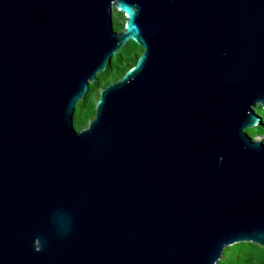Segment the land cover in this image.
Returning a JSON list of instances; mask_svg holds the SVG:
<instances>
[{"label":"water","instance_id":"1","mask_svg":"<svg viewBox=\"0 0 264 264\" xmlns=\"http://www.w3.org/2000/svg\"><path fill=\"white\" fill-rule=\"evenodd\" d=\"M128 42L141 54L76 131V104ZM256 106L264 0H0V264L264 248Z\"/></svg>","mask_w":264,"mask_h":264},{"label":"trees","instance_id":"2","mask_svg":"<svg viewBox=\"0 0 264 264\" xmlns=\"http://www.w3.org/2000/svg\"><path fill=\"white\" fill-rule=\"evenodd\" d=\"M120 16V13L113 11L112 27L115 32L122 30L123 25L116 24V19ZM124 47L126 48L127 46L124 45ZM137 48L139 50L127 53V57L123 56V49L122 51H117L110 62L106 64L104 70L97 73L93 82L89 83L86 95L76 104L73 112L72 125L76 131L86 128L94 116V109L89 107L90 96L96 95L98 98L99 91L105 85L118 80L135 64L142 52L141 48L138 46ZM254 111L258 115L259 120L253 127L245 129L244 133L251 140L259 137L264 145V110L256 106ZM215 264H264V248L252 243H237L225 248L221 253L220 259Z\"/></svg>","mask_w":264,"mask_h":264},{"label":"rangeland","instance_id":"3","mask_svg":"<svg viewBox=\"0 0 264 264\" xmlns=\"http://www.w3.org/2000/svg\"><path fill=\"white\" fill-rule=\"evenodd\" d=\"M112 21H113V17H112ZM123 22H124V19H123V17H122V15L120 16V17H118L117 19H116V24H118V25H123ZM134 43H132V42H128V43H126L125 45L127 46L126 48L124 47H122L120 50H118V52L119 51H122V49H123V56H126L127 55V53H129V52H134V51H136L138 48H137V46H135V45H133ZM134 49V50H133ZM139 50V49H138ZM127 57V56H126ZM96 100H97V97H96V95H91L90 96V99H89V107H90V109H94V106H95V103H96ZM260 138L259 137H256L255 138V140H259Z\"/></svg>","mask_w":264,"mask_h":264}]
</instances>
